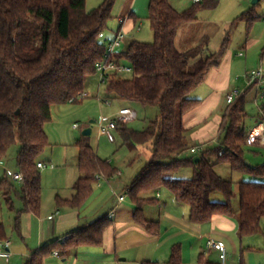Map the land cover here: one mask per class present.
Returning <instances> with one entry per match:
<instances>
[{
	"label": "trees",
	"instance_id": "16d2710c",
	"mask_svg": "<svg viewBox=\"0 0 264 264\" xmlns=\"http://www.w3.org/2000/svg\"><path fill=\"white\" fill-rule=\"evenodd\" d=\"M115 3L116 0H103L98 7L87 11L86 0H0V162L9 148L17 144L16 168L23 176L20 185L7 178L1 180L0 193L14 213L15 230L22 214L38 215L40 211L41 172L36 164L49 146L44 127L50 121L51 108L76 98L84 92L88 79L95 75V64L105 52L102 34L108 29ZM216 5L215 0H201L177 11L169 0H149L147 19L152 42L132 41L126 50L117 53V59L131 66L132 73L129 78L111 74L104 84V101L157 109V117L149 120L142 130L135 131L128 124H119L116 130L129 147L148 142L151 145L148 162L131 180L126 193L136 206L132 221L151 235L157 234L158 223L142 215V204L148 201V193L167 189L178 203L187 207L190 222L203 224L217 215L233 217L235 214L231 205L234 183L217 174V165L264 178V163L245 165L246 94L255 84L248 85L231 104L225 102L215 148L206 146L212 142L207 141L195 145L199 148L197 153L181 157L188 150L183 117L199 103L191 94L204 83L210 70L219 65L230 37L228 32L214 52L207 50V37L183 52L177 49L175 40L182 25L197 21L200 12L212 10ZM254 20L252 9L234 23L249 24ZM258 108L256 118L261 123L264 103ZM76 145V166L82 176L73 186L75 193L71 199L55 198L58 208L79 207L91 195L96 176L110 179L117 172L96 155L87 136L82 134ZM185 168H191V178H172ZM235 186L238 235L261 233L264 182L240 181ZM214 192L221 193L224 201H210ZM13 198L20 202L19 209L14 208ZM111 224L112 220L106 216L83 224L59 247L65 244L100 246ZM6 238V230L0 223V241ZM32 260L33 257L26 264H33ZM165 264H181L178 245L172 247Z\"/></svg>",
	"mask_w": 264,
	"mask_h": 264
},
{
	"label": "crops",
	"instance_id": "0c3cea01",
	"mask_svg": "<svg viewBox=\"0 0 264 264\" xmlns=\"http://www.w3.org/2000/svg\"><path fill=\"white\" fill-rule=\"evenodd\" d=\"M137 2L138 0H125L122 7L116 12L118 14V29L121 27L126 36L135 31L139 32L141 29V23H136L138 19L134 11L143 14V6L137 7ZM188 4L192 5V0L184 2L183 7L187 8ZM237 6L233 5L231 7L239 9V14L234 17L227 29L220 30L219 37L217 36L214 40L212 39L213 36H210L209 31L212 33L215 28L211 26L208 29V33L202 32L199 38L193 42L195 46L203 37H207L209 40L207 50L214 52L229 32L230 44L219 65L210 70L204 83L191 94L192 99L199 102L198 105L183 117L184 128L187 130V135L189 134L188 137L191 142H197L195 145L211 140L212 142H218L217 128L223 111V109H218L222 100L221 91L228 88L231 79L230 74L233 70H236V77L244 78V85L241 89H228L224 97L233 90L244 91L251 84L245 78V74L255 70L253 67L255 55L248 56L251 52L255 53L259 51L258 65L260 66L257 68H261L264 73V23H261L262 18L257 14V11L264 7V0H258L251 7L245 4H238ZM252 9L255 15L253 22L249 24L245 21L234 23V20L241 14ZM120 19L124 20L121 25L119 23ZM237 23H243L244 25L242 34L240 33V38L237 40L238 42L236 41V45H234L232 28ZM180 29L175 40L176 47ZM216 31L218 32L219 29ZM114 34L112 33L109 36L104 34L102 40L107 42ZM210 44L216 45V48L211 50ZM261 87H264V84L259 89ZM252 90H254L253 101L258 104V100L256 99V96L258 97L257 86L252 87L246 94V97ZM198 94L200 96H197ZM119 107L130 108L123 104ZM258 113L259 110H257ZM247 121L248 118L245 122L248 133L260 123L257 118L248 123ZM209 144L206 146H209ZM195 145H192L190 149L196 147ZM260 146L264 147V144L251 147ZM203 147L205 148V146ZM252 154L254 155V153ZM38 162L41 161L39 160ZM257 165L260 164H251V166ZM5 172L7 171L5 170ZM120 174V172H116V176L114 175L115 177H111L110 179L96 176L91 195L75 209L67 207L58 208L55 204V198L71 199L73 197L75 193L73 186L76 180L82 176L79 172L74 177L75 180L73 179L74 182L70 187L69 193L57 194L46 201L41 198L38 215L24 213L20 216L17 230L12 227L6 230L7 238L5 241L9 242L8 251L10 252V256L8 258L0 257V264H26L31 257H33V264H146V262L165 264L170 256L172 247L176 245L180 247L181 264H264V217L260 223L261 233L240 237L238 235V219L235 216L237 213L233 217L217 215L206 223L195 224L189 221L186 206L178 203L174 197L165 193V191L156 190L153 191L154 193H148L146 195L148 201L142 204L144 219L158 223L157 234L151 235L132 221V214L136 206L126 195L127 185L121 194L111 191L112 194L117 196V199L119 196L125 195L126 200L124 196L121 202L116 203L114 209L112 205L104 208L99 207L101 199L104 197L103 186L101 185L102 179L110 184L111 180L118 179L116 177ZM8 179L11 181L10 178ZM16 185L20 184L16 183ZM95 186L97 187L95 193L98 192L95 196H101L97 197L98 200L93 203L98 204V210L87 211L85 213L84 209L87 203L94 197ZM20 207L21 204L19 207L14 208L19 209ZM111 215L112 217L110 218ZM105 216L112 220V224L104 232L103 243L100 246L78 247L65 244L64 247H59L62 243L60 239L70 235L72 231L81 225L91 223ZM209 240L220 242L224 245L226 256L223 263L220 261L218 251L207 248ZM2 242L0 241V243ZM1 249L0 245V251H2ZM55 253H57V256Z\"/></svg>",
	"mask_w": 264,
	"mask_h": 264
},
{
	"label": "rangeland",
	"instance_id": "374dc122",
	"mask_svg": "<svg viewBox=\"0 0 264 264\" xmlns=\"http://www.w3.org/2000/svg\"><path fill=\"white\" fill-rule=\"evenodd\" d=\"M125 1V0H124ZM123 0H116L115 9L112 11V19L108 23V29L102 34L112 35L114 34L118 27V14L120 7L123 5ZM189 0H169L171 6L177 11H183L191 6L188 4V7H183L184 2ZM103 0H86L85 8L87 11H91L98 7ZM218 6L212 10H206L198 14V21L194 24H185L180 29L179 38L177 40V49L180 51H186L190 47L194 46L193 42L199 35L203 32L208 33V29L212 26L215 29L212 33L209 31L210 36H213L214 40L218 35H220V30H225L230 26V23L233 21L234 17L237 16L239 9H234L231 6L235 5L238 7V4H245L246 6H252V0H216ZM148 4L149 0H138L137 7L143 6V14L136 12L137 24L141 23V29L139 32H133L130 35L126 36V40L123 43L122 47L118 50V53L126 50L128 44L132 41H139L150 43L152 42V32L148 22ZM232 8V9H231ZM257 14L261 16V23H264V7L257 11ZM243 23H237L234 28H232V37L234 39V45L238 42L240 38V33L243 31ZM219 31L215 32V30ZM212 34V35H211ZM219 37V36H218ZM101 39V38H100ZM237 41V42H236ZM216 48V45L210 44V49L213 50ZM255 55L253 61L254 69H256L259 63V51L251 52L250 55ZM242 67V66H240ZM249 73V72H248ZM236 70H233L230 74V81L228 88L221 91L222 100L218 107L219 110L223 109L225 104V93L227 90L232 88L241 89L244 85V78L236 77ZM246 75V74H245ZM124 78H129L130 75H123ZM246 82V81H245ZM104 85L98 86V77L93 75L87 81L86 88L84 93L87 95L86 98L78 100L77 103H66L61 105H54L51 108V118L50 121L45 125V133L48 138L49 146L44 150V152L39 157V160L44 165H52L53 168H46L40 170L41 172V188L43 200H49L57 194H66L69 193L70 187L73 184L77 173V142L82 138V133L85 129H90L91 134L87 136L89 145L94 149L96 155L102 159L106 160L110 166L121 173L116 178L111 180V183L108 184L104 179H102L101 185L103 186L102 191L104 192V197L101 199L100 208L112 205L113 209L116 203L118 202L117 196L112 194L111 191L116 192L117 194L123 193L125 186L130 184V181L138 174L142 167L148 162L150 158V143H145L142 145H136L134 148L125 145L122 141V138L119 136L117 131H112L114 141L110 142L107 135L104 132H101L97 126V122L102 117H114L115 114L120 109L117 101L110 100L109 105L104 103ZM197 93V92H196ZM200 94V93H199ZM197 96H200V95ZM254 90H252L247 95V103L245 105L246 113L248 114V121H251L256 118L258 107L261 103H264V99H259L258 104L253 101ZM131 109L136 112V119L128 123V127L132 128L135 131L142 130L147 122L151 119L157 117V109L151 106H141L139 104H128ZM73 125H76L78 128L73 129ZM189 134L186 137V143L188 150L181 154V157L187 158L190 156V147L197 144L196 141L189 139ZM217 142H211L209 148H215ZM19 146L17 144L12 145L6 156L0 162V181L8 179L10 174L18 173L16 168V157ZM254 153V155L252 154ZM245 162L251 164H263L264 163V147H251L247 146L245 148ZM252 162V163H251ZM54 169V170H53ZM5 170L7 172H5ZM217 174L224 180L231 181L234 183V198L232 200V208L235 213L238 211V197L235 184L240 181L252 182L259 181L264 182V178H256L249 176L247 174H241L237 172H232L227 165H217L215 167ZM116 176V175H115ZM113 176V177H115ZM192 177L191 168H185L180 170L177 174L173 175V179H188ZM74 179V180H73ZM105 181V182H104ZM114 188V189H113ZM97 187H94V193ZM159 191H165V193L170 192L165 188H160ZM98 192L94 194V197L87 203L84 212L86 213L91 211L98 210V204L95 203L100 195L95 196ZM154 193V192H153ZM100 194V193H99ZM172 196V195H171ZM96 197V198H95ZM173 197V196H172ZM126 200V196H125ZM14 207H19L20 202L13 198ZM128 201V199H127ZM210 201L212 202H223L224 198L221 193L214 192L210 195ZM104 203V205H103ZM102 216V215H101ZM237 217V215H235ZM0 223L3 224L5 230H9L10 227L14 228V213L9 210L6 206L5 201L3 200L2 194L0 193Z\"/></svg>",
	"mask_w": 264,
	"mask_h": 264
},
{
	"label": "built area",
	"instance_id": "2783aa9c",
	"mask_svg": "<svg viewBox=\"0 0 264 264\" xmlns=\"http://www.w3.org/2000/svg\"><path fill=\"white\" fill-rule=\"evenodd\" d=\"M201 0H192L193 3H197ZM124 22L123 19L119 20L120 25ZM126 40V34L123 29L120 27L113 37L106 42L105 52L102 58L95 64V75L98 77V85H104L111 74H117L119 76H123L125 74L130 75L132 73V68L126 63L117 59L118 50L122 47L123 43ZM245 78L251 84H255L258 89V98L264 99V87H261L264 84V73L261 68H257L255 70L250 71L245 75ZM242 91L233 90L228 93L225 97V102L227 104H231ZM87 95L82 92L76 98H71L68 102L74 103L75 101L82 100L86 98ZM105 104L109 105V101L105 100ZM136 119V112L131 108H120L114 117H102L96 124L99 127L101 132H104L108 140L110 142L114 141V137L112 135V131H116L119 127V124H128ZM76 125H73V129H77ZM247 146H255L258 144H264V122L259 123L254 128H252L246 137ZM199 151L198 147H193L190 149L192 154H195ZM39 170L46 169L47 167L53 168L52 165H44L41 162L36 164ZM10 180L14 183L21 184L23 181V176L20 173L10 174ZM125 195L118 197V202H121L124 199ZM112 215L110 216V218ZM69 236L63 237L60 241L64 242L68 239ZM1 250L0 257L8 258L10 256V252L8 251L9 242L3 241L0 243ZM207 248L213 249L219 252L220 261L223 263L225 261L226 251L225 247L220 242H214L209 240L207 242ZM57 256V253H55Z\"/></svg>",
	"mask_w": 264,
	"mask_h": 264
},
{
	"label": "water",
	"instance_id": "95a60500",
	"mask_svg": "<svg viewBox=\"0 0 264 264\" xmlns=\"http://www.w3.org/2000/svg\"><path fill=\"white\" fill-rule=\"evenodd\" d=\"M258 0H253L252 1V5L256 4ZM16 114H18V112H16ZM85 136H89L91 134V130L90 129H85L82 133ZM245 165L248 167H251V165L248 162H245Z\"/></svg>",
	"mask_w": 264,
	"mask_h": 264
}]
</instances>
